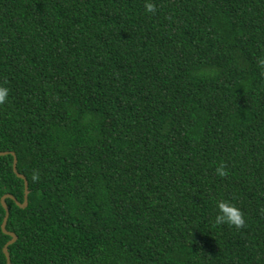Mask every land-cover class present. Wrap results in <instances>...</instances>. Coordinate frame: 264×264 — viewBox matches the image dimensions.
Instances as JSON below:
<instances>
[{
    "label": "trees",
    "instance_id": "trees-1",
    "mask_svg": "<svg viewBox=\"0 0 264 264\" xmlns=\"http://www.w3.org/2000/svg\"><path fill=\"white\" fill-rule=\"evenodd\" d=\"M261 56L264 0H0L10 264H264Z\"/></svg>",
    "mask_w": 264,
    "mask_h": 264
},
{
    "label": "clouds",
    "instance_id": "clouds-1",
    "mask_svg": "<svg viewBox=\"0 0 264 264\" xmlns=\"http://www.w3.org/2000/svg\"><path fill=\"white\" fill-rule=\"evenodd\" d=\"M147 12H154L155 7L152 3H146ZM257 68L264 73V56L257 58ZM10 89L4 85H0V104H4L9 99ZM216 175L224 177L228 175V171L223 163L215 169ZM38 173L33 174V180H38ZM216 215L214 223L227 224L237 229L245 226V218L241 210L228 200H219L216 202Z\"/></svg>",
    "mask_w": 264,
    "mask_h": 264
},
{
    "label": "water",
    "instance_id": "water-1",
    "mask_svg": "<svg viewBox=\"0 0 264 264\" xmlns=\"http://www.w3.org/2000/svg\"><path fill=\"white\" fill-rule=\"evenodd\" d=\"M5 155H11L13 157V163H12V170L13 172L15 173L16 177L21 179L23 181V185H24V195H23V202L22 203H19L15 200V198H13L11 195H4L1 197L0 199V203H1V206L2 208L4 209V212H5V215H4V218H3V221H2V224H1V230L4 234L8 235L11 239L4 245L3 249H2V252L5 256V259H6V264H10V258H9V254H8V251H7V247L9 245H11L12 243H14V241L16 240V235L14 233H11V232H8L5 227H6V223H7V219H8V215H9V210L5 204V199H11L15 202V204L20 207V208H25L26 205H27V195H28V190H27V181L25 179V177L19 173H17L16 171V157H15V154L14 152H8V151H5V152H0V156H5Z\"/></svg>",
    "mask_w": 264,
    "mask_h": 264
}]
</instances>
